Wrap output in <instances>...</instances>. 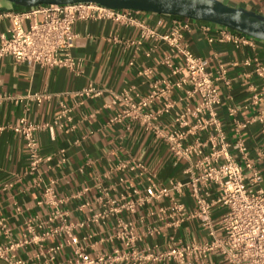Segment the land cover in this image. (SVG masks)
<instances>
[{
  "label": "crops",
  "instance_id": "0c3cea01",
  "mask_svg": "<svg viewBox=\"0 0 264 264\" xmlns=\"http://www.w3.org/2000/svg\"><path fill=\"white\" fill-rule=\"evenodd\" d=\"M222 1L264 15V0ZM29 6L0 0V10ZM138 17L161 32L168 31L173 24V14L140 10ZM10 23L9 18L0 20V36ZM216 27L211 23V29L206 31L201 22L193 21L192 27L185 31V39L196 54L207 59L208 69L216 76L221 94L216 109L226 135L233 141L238 136L237 124L256 111V106L251 103V87L260 86L262 79L254 65L244 61L257 55L264 62V40L255 38L253 43L239 46L227 40L209 41L208 35H215ZM73 28L77 35L71 51L77 60V70L17 60L12 55L0 57V96H21L38 91L50 93V97L40 102L27 97L19 100L0 97V125L4 126L0 128V216L9 226V235L19 238L27 232L25 220L28 217H34L37 224L48 218L55 205L39 200L43 198L45 184H53L57 197L62 199L58 207L65 211L67 219L84 221L75 232L88 253L111 251L115 246L127 252L112 264H145L133 256L134 248L149 247L159 251L168 247L172 239L187 242L209 238L200 217L186 218L178 226L173 223L178 214L169 196L138 204L135 211L123 209L121 212L111 210L112 203L108 200L119 197L122 192L133 195L136 188L143 190L148 184V175L162 183H169L173 178L187 182L191 178V173L186 170L189 160L176 157L167 141L152 127L128 118L112 120L121 108L120 103L112 102L114 92L127 89L133 95H145L155 79L171 75V67L162 62L169 47L153 37H143L139 25L108 18L78 20ZM143 69L148 70L144 72ZM91 82L103 88L102 94L81 96L76 93ZM184 94V88H172L170 97L175 100L174 107L153 121L171 130L176 113L187 105L195 107L197 104L198 97L189 101ZM61 101L73 107L71 121L58 117ZM158 105L153 103L148 110L153 111ZM232 107L236 108L234 112H231ZM23 115L41 124L35 131L39 149L42 154L52 156L41 162L39 172L33 174H25L28 152L22 135L11 127ZM71 123L75 127L70 128ZM240 131L252 160L264 175V158L258 155L259 149L264 151L261 123L253 120ZM209 134V130H204L201 137L207 139ZM60 148L66 151L63 162L59 161ZM232 152L241 158L237 150L232 149ZM120 159L142 162L147 171L138 165L125 171L118 170L116 164ZM178 198L186 210L195 207L187 184ZM224 209L222 205H215L211 210L218 233H222L220 218ZM97 213L103 215L95 216ZM120 216L134 226L137 237L133 245L123 243L117 235ZM41 230L37 226V231ZM5 239L0 226V242ZM62 242L56 258L64 259L73 254L74 244L67 243L59 235L47 238L42 246L30 241L17 253L26 260L24 264H39L50 254V246ZM173 263L167 259L155 264ZM0 264H4L1 259ZM194 264L230 263L220 253L211 252L205 261L195 260Z\"/></svg>",
  "mask_w": 264,
  "mask_h": 264
},
{
  "label": "built area",
  "instance_id": "2783aa9c",
  "mask_svg": "<svg viewBox=\"0 0 264 264\" xmlns=\"http://www.w3.org/2000/svg\"><path fill=\"white\" fill-rule=\"evenodd\" d=\"M139 12L140 9L137 8L112 7L96 1L45 2L21 9H3L0 10V20L9 18L11 23L7 31L2 32L0 36V57L12 55L17 60L66 66L77 70V60L71 51L77 35L73 26L78 20L90 18H108L125 24L139 25L143 37H153L165 42L169 52L162 62L171 67V75L155 79L151 90L145 95H133L127 89L114 92L112 102L120 103L121 108L112 120L128 118L139 120L146 127H152L158 135L163 136L176 157L189 160L186 170L191 173V178L187 182L173 178L169 183H162L148 175V184L143 190L136 188L133 195L122 192L117 198H108L112 203L111 210L135 211L138 204L169 196L178 214L173 220L176 226L189 217L203 219L209 238L187 242L172 239L168 247L159 251L149 247L134 248L133 256L145 261V264H155L167 259L173 260V264H194L195 260L205 261L211 252L220 253L230 264H264V175L252 160L245 137L240 131L241 127L253 120H258L264 131V62L257 55L244 61L254 65L262 83L260 86L252 85L251 103L256 106V111L237 124L238 136L232 141L223 129L216 109V105L221 102L216 76L208 69L207 59L196 54L185 39V31L192 27L193 21L201 22L206 31H209L211 23L215 22L173 14L171 28L161 32L156 26L143 22L138 17ZM26 21L28 24H25ZM215 24L216 34L208 35L209 41L227 40L239 46L253 43L256 38L226 25ZM174 75L177 77H173ZM174 87L185 89V99L190 101L198 97V101L195 107L187 105L184 110L177 112L174 127L166 130L165 125L153 120L174 107L175 100L170 97ZM102 92L103 88L93 82L76 91L81 96L100 95ZM0 97L15 100L27 97L29 100L40 102L50 97V93L38 91L21 96L4 94ZM60 103L61 111L58 117L71 121L73 107L64 101ZM153 103L159 105L155 110L149 111L148 107ZM235 110V107L231 108V112ZM3 127L0 125V128ZM11 127L22 135L28 152V168L25 174L39 172L41 162L52 157L42 154L39 149L35 131L41 124L23 115L20 121ZM73 127L75 124L71 123L70 128ZM204 130L210 131L207 139L201 137ZM232 149L240 153V159L235 157ZM58 153L59 161L63 162L66 159L65 149L60 148ZM258 155L259 158H264V151L259 149ZM136 165L147 171L142 162L124 159L117 162L116 168L125 171ZM185 184L191 188L195 199V207L191 211L186 210L178 198L183 193ZM42 194L43 198L39 202H49L54 204L55 208L46 220L38 224L34 222V217H28L25 220L27 232L21 237L12 238L5 218L0 216V226L6 235V239L0 242V259L4 264H24L26 260L17 253L20 247L33 240L42 246L44 240L58 235L63 236L67 243L74 244L73 254L64 259H57L56 252L63 245V242L58 243L49 247L50 254L39 264H112L127 254L119 246L95 255L88 253L75 232L84 221L67 219L65 211L58 207L62 199L57 197L53 184H45ZM215 205L225 208L220 218L222 233H218L210 215ZM99 215L103 213L95 214ZM36 224L42 229L40 232L37 231ZM118 226L117 235L122 242L133 245L137 237L133 224L120 216Z\"/></svg>",
  "mask_w": 264,
  "mask_h": 264
},
{
  "label": "water",
  "instance_id": "95a60500",
  "mask_svg": "<svg viewBox=\"0 0 264 264\" xmlns=\"http://www.w3.org/2000/svg\"><path fill=\"white\" fill-rule=\"evenodd\" d=\"M23 5L45 2L96 1L112 7L182 15L211 21L264 40V15L222 0H12Z\"/></svg>",
  "mask_w": 264,
  "mask_h": 264
}]
</instances>
